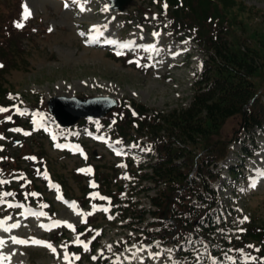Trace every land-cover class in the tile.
<instances>
[{"label":"rangeland","instance_id":"374dc122","mask_svg":"<svg viewBox=\"0 0 264 264\" xmlns=\"http://www.w3.org/2000/svg\"><path fill=\"white\" fill-rule=\"evenodd\" d=\"M238 1L264 11V0ZM25 3L30 9L31 15L42 17V19L39 18L40 22L36 23L37 30L34 29L32 32L33 41H28L26 45L24 39L21 38L23 47L20 46L24 48V51H15L19 54L16 58L17 63L0 77V82L6 88L9 87L21 93L25 105L32 103L37 96L50 99L54 95L81 97L107 95L117 99L126 97L144 108L164 112L174 108H185L189 105L194 92V82L199 74L200 61L204 57L203 52L191 38L181 39L179 36L171 35L163 26H161L163 30L159 32L158 36H152L148 32L139 34L138 29H131L132 31L130 30L129 33L125 34L137 35L138 38L152 41L150 43L149 61H154V65L147 64V68L135 69L123 62L111 59L105 51L82 46L80 39L75 35V26L80 21L101 25L103 36L115 35L119 32L118 30L122 29L121 25L118 24L120 18L116 15V11L107 12L105 8L99 10L103 0H92L79 16L72 12L70 4L66 0H25ZM1 4L12 6L13 0H0ZM139 4L140 1L133 0L126 7L132 9V6ZM119 14L125 16V10ZM258 17V21L253 23L252 27L264 30V15ZM246 21L249 22L250 18H246ZM242 25H247V23ZM45 26L51 29L49 35H44L43 28ZM229 26L233 28L232 30L240 33L238 32L239 27L237 29ZM251 32V29L242 30V35L247 36L246 42L248 43H250L248 36ZM161 53L164 54L162 59L159 58ZM262 83L263 86L259 91L261 104L264 103V77ZM241 122L242 119L239 115L226 119L217 133L211 136L214 149L217 154L221 153L225 151L229 143L230 151L227 159H225L226 162L232 161L234 164L241 160L244 155L243 144L252 149L256 146L253 154L244 163L247 164V167L253 164L254 166H264V130H258L254 134L253 142L246 132L241 135V138L245 140L244 142H231L240 132ZM143 139H146V136ZM1 141L3 140H1L0 135ZM7 146L8 151L15 155H25L29 151H42L45 148L44 145L39 146L38 142H34L32 145L27 141L21 147L15 146L11 142L7 143ZM88 150L96 153L95 157L98 159H93V162L98 165L101 164V167L113 163V159L101 144H89ZM46 154L52 158L50 166L57 178L64 183L68 194L70 196L77 195L82 179L72 173L71 167L79 161L71 157L62 158L49 150ZM99 155H101L100 158ZM224 160L222 161L223 164L226 163ZM225 171L226 169L222 165L221 172L225 173ZM229 188L226 189L228 197L221 199V203L218 205V213L221 216L228 215L233 207L236 210H241L245 208V204L248 202V208H253V206L259 208L260 212L257 214H260L256 224L264 225V184L260 185L257 193L249 196L250 199L247 201L245 198L243 201L238 195L233 194ZM152 193L149 191V194ZM141 196L140 206L151 209L148 199L143 194ZM54 213L55 217L50 219L53 223L61 221L79 224L83 221V214H78L72 206L57 205ZM17 215L12 213L11 221L12 224H19V227L11 228L6 233L2 232L0 228V239L6 242L0 247L3 264H72L73 260L65 259L66 248L64 244L58 245L61 248V254H58L52 249L25 247L13 243L11 238L14 235H20L24 238L30 234L43 238L49 236L48 232H41L34 220L24 219ZM44 216L41 219H48L47 214ZM147 217H150V214H147ZM102 226L104 236L97 251L101 252L102 246H110L109 249L114 252V247L118 243L125 244L120 251L123 253L118 258L121 257L117 261V254L120 252L116 253L112 264H154V261L156 264H177L178 262L175 247L165 246L156 240L150 244V248L146 249L148 244H140L134 239L138 232L123 227L120 225V221L115 222L114 225L103 223ZM70 237L77 238L73 232H71ZM216 239H219L218 234ZM197 252L200 255H205L211 264L214 263L210 260L206 249H199ZM146 255H150V258L144 260ZM83 264L93 263L85 259Z\"/></svg>","mask_w":264,"mask_h":264},{"label":"trees","instance_id":"16d2710c","mask_svg":"<svg viewBox=\"0 0 264 264\" xmlns=\"http://www.w3.org/2000/svg\"><path fill=\"white\" fill-rule=\"evenodd\" d=\"M164 1L168 2L174 28L193 31L207 56L203 60L200 78L196 80L191 101L185 108H174L166 112L154 110L152 114H148L149 109L142 105L133 102L130 108L127 107L126 100H123V108L117 113V132L129 134L127 131L134 120L138 122L134 126V133H151L157 146L159 161L148 167L150 171L141 173L139 184L144 179L166 183L165 189L159 190L156 196L150 198L151 203L157 206L155 219L148 221L146 226L136 227L137 230L144 231L146 238L160 236L164 240H177L187 238L195 224L204 227L208 223L202 214L213 203L214 192L206 183L203 191H199L195 184L190 185L186 172L180 170L175 159L184 155L186 169L196 163L198 173L209 172L208 162H216L225 153L222 151L217 154L211 136L217 133L226 119L239 115L242 119L241 126L246 130H252L264 121V106L259 98L264 77V30L252 27L258 21V16L264 15V11L238 0H182V3L178 0ZM246 18H250V21H246ZM245 23L247 25L241 26ZM229 25L237 29L239 27L240 33L232 30ZM249 29L252 31L248 36L250 43L246 42L247 36L242 35V30ZM0 44H3L1 37ZM4 50L2 47L0 54ZM1 75L0 73V77ZM8 89L10 90L0 82L1 101ZM174 143L182 144L183 147H176ZM199 153L204 156L195 160ZM32 184L31 190H40L34 182ZM115 186L119 190L124 187L117 179ZM141 188L140 192L146 193L151 187L141 185ZM106 192H111L108 186ZM193 193L199 195V205L189 202ZM84 202L82 200L81 203ZM126 203L121 207L120 214L131 220L124 226L142 224L146 220L147 210L137 207V202L129 200ZM252 220L241 228L242 241L234 242L242 245L256 241L260 245V254L264 256V225ZM206 230L202 229L197 235L205 238ZM97 262L108 264V259L102 261L99 257Z\"/></svg>","mask_w":264,"mask_h":264},{"label":"water","instance_id":"95a60500","mask_svg":"<svg viewBox=\"0 0 264 264\" xmlns=\"http://www.w3.org/2000/svg\"><path fill=\"white\" fill-rule=\"evenodd\" d=\"M126 1L121 0V5L125 4ZM60 100L64 101H72L61 98ZM104 101L105 104L102 108H100L101 102ZM76 104H60L58 107H52V111L55 113L57 118H59L63 122L71 123L76 120L80 116L84 115H100L106 110L111 109L116 105V102L111 98H103V99H77Z\"/></svg>","mask_w":264,"mask_h":264},{"label":"snow or ice","instance_id":"6c2138e0","mask_svg":"<svg viewBox=\"0 0 264 264\" xmlns=\"http://www.w3.org/2000/svg\"><path fill=\"white\" fill-rule=\"evenodd\" d=\"M66 7H67V5H66ZM166 7H167V5L165 4V8H166ZM22 10H23V12H22L23 19H27L29 16H31V11H30V9L28 8L27 4H23V5H22ZM82 10H83V9H82ZM15 26H16L17 28H22V27H23V24H22V23H16ZM49 30L51 31V29H49ZM82 35H83V33H82ZM153 35H154V36H158L159 33H153ZM129 46H130L129 44H121V45H120L121 48H127V47H129ZM121 54H122L121 52H118V53H117V55H121ZM129 62L131 63L132 61H129ZM136 63H137V65L139 66V61H136ZM0 67H3V65H0ZM6 111H8V109L3 108V107H0V112H6ZM8 119H11V117H8ZM26 134H27V133H26ZM58 147H59V145H58ZM117 154L119 155V153H117ZM30 159H35V157H30ZM80 171H85V170H84V169H81ZM91 171H92V170H91L90 168L87 169V172L91 173ZM261 175H264V172H262ZM45 178H47L46 173H45ZM2 183H7V181H2V180H0V184H2ZM91 186H92V187H96V185H95L94 183H93ZM57 187H58V186H57ZM252 187H255V183H253ZM7 195H11V193H4V194H3V196H7ZM31 195L36 196L37 194H36V193H31ZM97 195H98V194H97ZM100 198H101V199H107V198H105V197H100ZM58 199H62V197H58ZM2 202H3V200L0 199V203H2ZM74 203H75V202H73V204H74ZM8 206H9V207H13V206H16V207H22V205H11V204H9ZM44 207H46V205H45ZM94 207H95V206H94ZM104 211H107V209H104ZM78 214H79V213H78ZM40 215H44V213H40ZM88 215H91V213H88ZM109 218L111 219L112 217H109ZM8 219H11V217H8ZM244 219L246 220L247 217H245ZM61 223H65V224H66L67 222L56 221V222H55V225H56V226H59ZM2 225H3V221H0V226H2ZM19 226H20L19 224H12V225H10L9 228H6L5 231H10L11 228H16V227H19ZM67 226H68L69 228H72L73 231H75L74 226H72V225H70V224H68ZM41 227H45V226H44V225H41ZM98 234H99V233H97V235H98ZM11 239H12V242H13V243H27V241L18 240L16 237H12ZM5 243H6V242H5L3 239H0V247H2ZM41 243H45V246H47V247H49V248H52V246H51L50 244H47L46 242H41ZM75 243L83 244L85 250H87V248H88V245H87L86 243H84L83 241H80V240H79V237H77ZM65 247H66V245H65ZM109 247H110V246H109ZM250 247H251V246H250ZM52 251L55 252V248H52ZM65 259H66V260L68 259V256H67V255H65ZM76 259H79V257L77 256ZM93 259H95V257H93ZM250 259L255 260L254 257H252V258H250ZM260 264H264V258H261V260H260Z\"/></svg>","mask_w":264,"mask_h":264},{"label":"bare ground","instance_id":"6f19581e","mask_svg":"<svg viewBox=\"0 0 264 264\" xmlns=\"http://www.w3.org/2000/svg\"><path fill=\"white\" fill-rule=\"evenodd\" d=\"M57 99H55V101H56ZM57 102L58 103H62V104H65V105H69V104H76L77 103V101H75V100H72V101H62V100H57Z\"/></svg>","mask_w":264,"mask_h":264}]
</instances>
